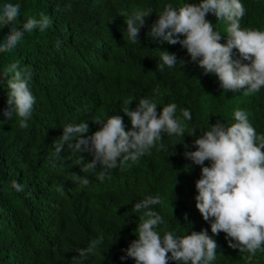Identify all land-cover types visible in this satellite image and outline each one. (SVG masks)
<instances>
[{"label":"trees","instance_id":"obj_1","mask_svg":"<svg viewBox=\"0 0 264 264\" xmlns=\"http://www.w3.org/2000/svg\"><path fill=\"white\" fill-rule=\"evenodd\" d=\"M199 2L0 0V9L5 3L20 5L19 17L13 22L16 27L30 17L39 19L40 13L52 21L43 32L25 33L12 51L0 52V264H135L132 258L120 259L136 239L135 228L145 211H135L133 206L156 195L162 203L152 209L166 221L158 226L161 236L165 228L178 237L207 230L217 244L210 264H264V251L241 253L227 246L225 233L213 236L210 222L195 207V181L201 166L183 155L196 150L194 140L210 125L234 123L237 108L248 114L258 135L264 134V87L251 95L244 90L225 92L215 75L204 74L191 61L186 49L147 36L165 5ZM240 2L245 8L241 29L264 30V0ZM136 8L152 11L140 29L138 44L128 40L123 17L118 15ZM206 19L220 32V43H226L225 22L211 13ZM11 26L0 24V43ZM161 50L176 55L174 67L159 69ZM233 58H239L235 49ZM14 62L32 73L30 89L36 102L26 129L19 128L15 114L11 120L3 115L11 76L5 77L4 69ZM140 98L154 99L158 113L170 103L177 105V117L188 109L192 119L184 121V135L163 134L157 146L137 162H118L104 181L97 180L95 173L80 172L66 144L59 155L53 154V142L69 123L87 122L89 131L83 135L90 136L100 128L95 120L119 115L125 131L130 130V120L121 110L129 99V108L134 109ZM160 143L164 149H159ZM83 155L86 161L92 158ZM204 166H210V161ZM73 174L86 176L90 183L81 186ZM12 181L22 184L24 191L15 192ZM98 236L104 238L98 254L79 257L77 250ZM168 264L181 262L169 259Z\"/></svg>","mask_w":264,"mask_h":264},{"label":"clouds","instance_id":"obj_2","mask_svg":"<svg viewBox=\"0 0 264 264\" xmlns=\"http://www.w3.org/2000/svg\"><path fill=\"white\" fill-rule=\"evenodd\" d=\"M151 12L136 8L118 13L123 17L124 31L131 43L138 44L140 29ZM209 13L217 21L225 22L226 43H220V32L206 19ZM19 14V4L5 3L0 9V24L12 25L0 43V52L12 51L25 33L35 29L43 32L52 23L48 15L40 13L39 19L30 17L22 26L16 27L13 22ZM244 15L245 8L240 0H200L198 4L180 7L167 4L150 26L147 36L160 44H179L186 49L191 61L196 62L204 74L215 75L223 91L244 90L245 95H251L264 87V30L241 29L240 20ZM181 36L183 39L179 38ZM60 43L58 40L56 46ZM234 49L239 56L237 59L233 58ZM159 60L161 71L165 66L171 68L177 64L176 55L166 50L160 51ZM9 74L7 108L3 115L11 120L15 114L19 118V128L26 129L36 102L30 89L32 73L14 62L4 69L3 75L8 77ZM156 91L158 95L159 90ZM131 102L129 99L121 110L130 120V130L125 131L119 115L95 120L93 123L99 124L100 128L90 136L83 135L89 131L87 122L69 123L63 126L59 139L53 142V154L59 155L66 144L70 154L76 157L75 164L80 166V172L95 173L97 180L104 181L110 178V170L116 169L118 162L119 165L137 162L157 146L163 134L183 136L184 121L192 119L188 109H182L181 116L177 117L175 103L160 108L158 113L154 99L140 98L134 109L129 108ZM233 117L235 122L228 126L217 121L202 131L193 142L196 150L185 151L183 155L201 166L200 178L195 181L198 193L195 207L203 220L210 222L213 236L223 232L229 248L255 255L258 250L264 251V134H257L244 110L235 109ZM159 149H164L163 143L159 144ZM85 153L91 155L90 161L85 160ZM205 161H210V166H204ZM73 179L81 186L90 183L86 176L73 174ZM10 187L17 193L24 191L17 181H12ZM161 203L160 196L156 195L146 196L134 204L135 211H145L135 228L136 239L123 250L125 256L120 259L132 258L135 264H168L169 259L181 264H210L216 257L217 244L207 230L178 237L165 228L161 236L157 229L166 221L152 209L153 205ZM103 239L98 236L87 247L78 249L79 257L97 255Z\"/></svg>","mask_w":264,"mask_h":264},{"label":"bare ground","instance_id":"obj_3","mask_svg":"<svg viewBox=\"0 0 264 264\" xmlns=\"http://www.w3.org/2000/svg\"><path fill=\"white\" fill-rule=\"evenodd\" d=\"M76 77V76H75Z\"/></svg>","mask_w":264,"mask_h":264}]
</instances>
